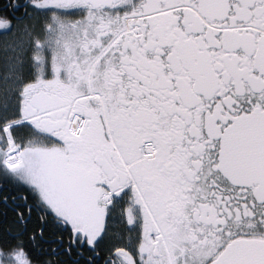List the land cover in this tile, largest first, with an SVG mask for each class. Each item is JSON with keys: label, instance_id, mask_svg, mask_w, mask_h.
I'll return each mask as SVG.
<instances>
[{"label": "snow or ice", "instance_id": "obj_1", "mask_svg": "<svg viewBox=\"0 0 264 264\" xmlns=\"http://www.w3.org/2000/svg\"><path fill=\"white\" fill-rule=\"evenodd\" d=\"M0 264H264V0H0Z\"/></svg>", "mask_w": 264, "mask_h": 264}]
</instances>
